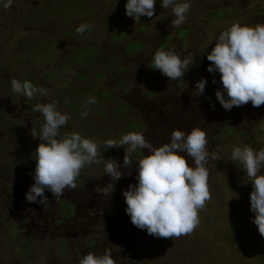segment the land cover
<instances>
[{
  "label": "rangeland",
  "instance_id": "374dc122",
  "mask_svg": "<svg viewBox=\"0 0 264 264\" xmlns=\"http://www.w3.org/2000/svg\"><path fill=\"white\" fill-rule=\"evenodd\" d=\"M118 1L14 0L10 8H0V264H79L83 255L103 254L106 248L117 264H129L136 250L140 264H264V237L250 211L251 181L242 165L230 160L235 146L264 148V105L253 107L249 101L223 109L215 97L220 74H210L200 61L233 23H264V0H191L187 21L179 28L172 27L175 17L160 0L152 18L142 16L137 23ZM216 11L221 15L215 16ZM85 22L91 27L80 35L75 29ZM135 41L142 46L127 53ZM86 47L96 50L90 62L73 59L72 54L84 57ZM161 48L193 54L196 62L183 79L170 80L152 68ZM27 75L44 89L32 99L11 87L12 78ZM201 77L212 85L204 95L195 89ZM70 86L79 91L68 92ZM89 96L95 104L85 105ZM69 99L83 108H68ZM52 100L72 118L61 135L78 131L95 140L104 161L82 168L77 188L66 189L60 199L51 195L46 204L29 203L25 194L34 183L36 165L31 156L40 143L33 133L44 123L35 105ZM85 110L89 115L81 118ZM193 127L206 131L208 148L219 161L209 160L211 199L199 210V225L190 234L154 237L134 226L125 212L122 192L137 183L135 164L148 154L146 149L122 169L129 174L116 182L108 199L93 191L110 182L103 171L108 159L123 165L124 148L108 149L104 141L143 132L158 147L170 142L173 130L187 133ZM61 199L76 205L69 221L60 213ZM27 237L33 238L32 251L24 254Z\"/></svg>",
  "mask_w": 264,
  "mask_h": 264
},
{
  "label": "clouds",
  "instance_id": "9594fccd",
  "mask_svg": "<svg viewBox=\"0 0 264 264\" xmlns=\"http://www.w3.org/2000/svg\"><path fill=\"white\" fill-rule=\"evenodd\" d=\"M157 0H127L125 15L135 23L141 17L152 18ZM14 0H0V8L8 9ZM161 7L171 8L175 17L171 21L173 28H179L187 21L191 9V0H160ZM91 26L85 22L75 31L83 35ZM211 62L207 71L219 73L221 87L215 91V97L225 110L240 107L251 102L253 107L264 105V23L254 25L233 23L219 33L215 46L207 54ZM196 62L192 53L182 56L174 49H158L154 53V69L170 80L183 79L190 67ZM215 83V79L213 80ZM208 81L201 77L195 84L199 95L205 94ZM12 91L20 97L32 99L43 88L31 81L11 80ZM58 101L35 105L44 120L39 133L36 152L34 183L25 194L29 203L46 204L45 191L60 199L66 189H76V179L86 165H100L104 161L93 139L78 131L61 135L60 129L66 127L72 119L58 108ZM85 105L95 104L96 98L89 96ZM214 107V105H212ZM89 115L87 110L80 113L81 118ZM108 149L124 148L123 165L116 159H108L103 171L110 177L103 187H94L93 191L107 199L115 191V184L127 175V166L133 164V155L139 150H147L135 164L136 184H129L122 192L127 205L125 212L131 223L149 235L162 238L180 237L190 234L199 225V210L211 199L209 190V160L219 161L215 153L208 148L207 133L201 127H193L190 132L173 130L170 142L153 146L145 139L143 132H129L119 139L103 142ZM143 152V151H142ZM230 160L239 162L252 185L250 193V211L254 213L252 222L259 234L264 237V148L259 150L250 145L235 146ZM79 264H117L110 249L103 254L87 253Z\"/></svg>",
  "mask_w": 264,
  "mask_h": 264
},
{
  "label": "trees",
  "instance_id": "16d2710c",
  "mask_svg": "<svg viewBox=\"0 0 264 264\" xmlns=\"http://www.w3.org/2000/svg\"><path fill=\"white\" fill-rule=\"evenodd\" d=\"M126 2H127L126 0H119L117 6L118 7H121L122 5H125ZM78 14H80V13H77L75 15H78ZM213 14H215V16H218V15L220 16L221 15V12L220 11H216ZM75 15H73V16H75ZM68 17H71V16H68ZM146 28L147 27L144 26V27H142V30H146ZM118 36H120V35H118ZM135 45H137L136 48H134ZM166 45L167 44H164L163 46H166ZM140 46H142V43L141 42H138V41H135L134 43H132V45L129 48H127L126 52L127 53H133V52L137 51L138 49H140ZM131 47H133V48L131 49ZM90 48L91 47H89V48L86 47L85 49H83V53L85 55L84 57H83V55H81V57H78V56H75V54L74 55L72 54L73 59H75L79 63H81V62H84V63L85 62H90V59H92L91 57H93L96 54L95 48L92 47V49L89 50ZM212 48L213 47L207 48L206 50H204L202 52V55L200 56L201 57L200 58L201 59L200 61H202L206 65V67H208V65L211 64V62L207 60V54L211 51ZM74 52L78 53V49H76V50L74 49ZM47 76L49 77V75H47ZM20 80L21 81H24V80L31 81L33 83V85H35V86H37V82H38L37 79L34 76H30V75H27L25 77H21ZM211 86L212 85L210 83H207V85H206V87H211ZM67 91L70 92V93H72V92H75V91H79V89H75V88H73V86H70L67 89ZM152 93H155L156 95L158 94V92H156V91L155 92L152 91ZM70 99H72V98H70ZM70 99L67 102L68 108H70L72 110H75V111L81 110L83 108V106L81 108H79V107H76L75 105H73V102ZM128 126L132 130L138 131V129H139L138 127H136V125H132V123L130 125H128ZM32 148H33V146L31 144H29L26 147V150H29L30 151ZM138 153L139 152L137 151L136 152V155L137 156H140V155H138ZM31 159H33V162L36 164V161H35L36 155H32L31 156ZM45 195L47 197H50L52 194H51V192H48L46 190L45 191ZM60 208H61V210H60L61 215L64 217V219H66L68 221L71 220L75 216V214H76V205L73 204L69 200L61 199ZM32 245H33V238L32 237H27L24 241H22V246H23V251L22 252L24 254L31 252L32 251L31 250ZM261 250H262V252L264 251V246L262 247ZM137 254H138V252L136 250V252H135L136 258L134 257L133 259H131L130 262H129V264H140V261L138 260V255ZM261 256L264 258V254L263 253H261ZM26 264H35V263H32V262H29L28 261Z\"/></svg>",
  "mask_w": 264,
  "mask_h": 264
}]
</instances>
